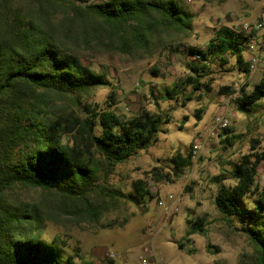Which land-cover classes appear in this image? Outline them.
I'll return each instance as SVG.
<instances>
[{
    "label": "trees",
    "instance_id": "1",
    "mask_svg": "<svg viewBox=\"0 0 264 264\" xmlns=\"http://www.w3.org/2000/svg\"><path fill=\"white\" fill-rule=\"evenodd\" d=\"M184 4V0H0V264H87L44 240V223L98 225L121 196L106 185L108 177L118 164L151 147L169 121L148 111L123 119L110 107L98 109L90 103L96 89L111 84L79 53L132 55L148 52L164 37L187 36L193 15ZM252 35L222 27L204 50L186 46L194 58L188 63L194 73L188 79L193 89L210 91L201 82L205 63L212 59L227 63L228 53L238 54L237 62L249 73L242 53ZM230 92L223 87L221 94ZM175 94L167 89L163 99L171 100ZM109 98L115 104L114 91ZM263 98L264 76L250 92L242 91L239 109ZM202 112L197 111L198 119ZM172 162L173 175L153 170L157 182L179 178L191 165V155L178 154ZM263 163L264 151L254 144L233 168L235 184L221 185L215 197L225 221L238 219L249 225L255 264H264V187L258 185ZM134 186L143 200L152 197L143 181ZM190 224L187 237L203 233V220Z\"/></svg>",
    "mask_w": 264,
    "mask_h": 264
},
{
    "label": "rangeland",
    "instance_id": "2",
    "mask_svg": "<svg viewBox=\"0 0 264 264\" xmlns=\"http://www.w3.org/2000/svg\"><path fill=\"white\" fill-rule=\"evenodd\" d=\"M184 3L193 15L192 32L187 36L164 37L148 52L132 55L97 50L79 53L86 65L104 74L111 84L96 89L90 103L98 109L110 107L123 119L148 111L169 122L161 126L151 147L118 164L104 181L120 191L121 196L116 208L107 212L98 225L44 223L42 238L57 243L67 255H79L77 261L255 264L249 225L238 219L232 223L225 221L215 206V197L221 185L235 184L233 168L252 151L254 144L258 151H264V98L252 107H242L243 111L238 103L243 90L250 92L260 82L264 69L248 73L237 62L238 54L228 53L227 63L220 59L205 63L208 68L201 82L208 84L210 91L205 88L196 91L188 82L194 74L188 63L194 58L185 47L204 50L220 28L243 31L245 24L258 23L264 0H184ZM257 35L263 37L264 30ZM242 54L249 64L252 55L249 45ZM261 56L264 60V50ZM223 87H229L231 92L221 94ZM167 89L176 91L171 100L163 99ZM113 91L115 104L109 98ZM199 109L203 111L201 119L197 117ZM222 114L230 120L227 128L230 133L225 136L222 129L212 132L216 118ZM225 137L230 140L223 142ZM178 154L191 155V165L173 182H157L153 170L173 175L176 169L172 161ZM136 181L146 184L151 198H140L134 186ZM258 185L264 187V163L258 169ZM245 203L253 208L248 201ZM197 220L204 222L203 233L187 237L190 221Z\"/></svg>",
    "mask_w": 264,
    "mask_h": 264
},
{
    "label": "built area",
    "instance_id": "3",
    "mask_svg": "<svg viewBox=\"0 0 264 264\" xmlns=\"http://www.w3.org/2000/svg\"><path fill=\"white\" fill-rule=\"evenodd\" d=\"M244 33H248V35L254 33L251 37L250 41V49L252 51V55L250 57L249 61V69L251 73H255L259 70L260 67L264 69V60L261 56V51L264 50V36L259 38L257 33L259 31L264 30V11L259 19V22L250 25L245 24L242 27ZM230 124V120L226 114H222V116H218L215 120V125L212 128V132L218 131V130H224L227 129ZM196 149H199V146H196ZM111 257H114L111 255Z\"/></svg>",
    "mask_w": 264,
    "mask_h": 264
}]
</instances>
